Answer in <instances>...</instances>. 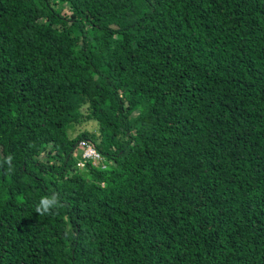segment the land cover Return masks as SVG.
<instances>
[{
  "label": "trees",
  "instance_id": "1",
  "mask_svg": "<svg viewBox=\"0 0 264 264\" xmlns=\"http://www.w3.org/2000/svg\"><path fill=\"white\" fill-rule=\"evenodd\" d=\"M8 154L0 264H264V0H0Z\"/></svg>",
  "mask_w": 264,
  "mask_h": 264
},
{
  "label": "clouds",
  "instance_id": "2",
  "mask_svg": "<svg viewBox=\"0 0 264 264\" xmlns=\"http://www.w3.org/2000/svg\"><path fill=\"white\" fill-rule=\"evenodd\" d=\"M13 159L14 157L12 154L0 156V168L6 166L7 173L11 174L14 171ZM63 206L59 194L54 192L50 195H45L39 198L35 207V212L39 216L52 215Z\"/></svg>",
  "mask_w": 264,
  "mask_h": 264
},
{
  "label": "rangeland",
  "instance_id": "3",
  "mask_svg": "<svg viewBox=\"0 0 264 264\" xmlns=\"http://www.w3.org/2000/svg\"><path fill=\"white\" fill-rule=\"evenodd\" d=\"M64 10V9H63ZM85 132L86 134L92 136L94 140L99 139V134L97 132L96 123L90 117H80L79 121L73 122L68 130L70 135H74L78 132ZM76 154H80L81 147H76Z\"/></svg>",
  "mask_w": 264,
  "mask_h": 264
},
{
  "label": "built area",
  "instance_id": "4",
  "mask_svg": "<svg viewBox=\"0 0 264 264\" xmlns=\"http://www.w3.org/2000/svg\"><path fill=\"white\" fill-rule=\"evenodd\" d=\"M77 144L81 147L80 157L76 161V164L79 166L83 165L84 159L86 158L90 159L92 163L102 159V156L97 152L94 145L88 140L80 139ZM102 166H104V164H102Z\"/></svg>",
  "mask_w": 264,
  "mask_h": 264
}]
</instances>
